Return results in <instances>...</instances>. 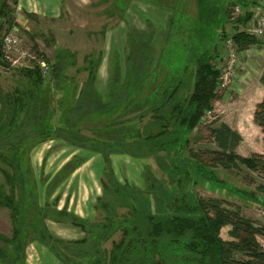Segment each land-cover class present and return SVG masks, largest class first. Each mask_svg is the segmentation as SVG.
Masks as SVG:
<instances>
[{"label": "trees", "instance_id": "1", "mask_svg": "<svg viewBox=\"0 0 264 264\" xmlns=\"http://www.w3.org/2000/svg\"><path fill=\"white\" fill-rule=\"evenodd\" d=\"M15 3L17 4V0ZM120 3L122 5V1ZM231 4H240L246 10L244 15L234 20L237 27L238 24L244 25L250 19L251 13L248 9L256 4V0H233ZM0 11L2 49L4 39L2 30L6 27L5 32H9L15 20L8 0H0ZM225 12L226 15L230 13L228 6ZM201 13L209 17L215 14L216 10ZM28 16L37 15L28 13ZM218 35L221 41L227 36L220 32ZM231 37L238 50H245L251 44L259 42L256 37L246 31H240L238 27ZM217 44L193 57L190 71L189 68L186 69L188 70L186 75L192 81L191 92L183 101L176 98L169 110L166 107L181 86L180 77L176 73L171 76L168 72L150 88L147 84V81L154 80L156 77L154 73L160 71L163 65L152 68V65L137 66L131 62V65H128L129 69L128 67L125 69L126 78L129 77L123 88L127 90V97L121 96L117 100L112 98L111 100L116 101L109 104V108L102 107L101 99L97 100L90 91L82 95V91L77 92L76 84L66 81L73 76L66 73L68 69L66 56L61 54L58 55L55 64L47 65L50 68V82L47 81L41 65L35 64L19 69L22 83L13 91H3L0 86V133L10 139V143L5 141L0 144V160L3 162L0 171L9 185L7 190L6 185L0 184V206L10 209L13 222L11 236L0 232V239L4 243L3 246L0 245L2 264L19 262L24 264L25 249L30 240L46 246L63 264H264V246L259 240V237L264 238V224L247 216L241 205L226 203L219 198L203 197L194 191L193 186L202 178L206 184L210 182L209 179L218 178L216 173L209 169L206 173V169L196 167L195 170L200 174V179H197L189 169L194 165L185 163L179 156L180 153L172 155V150L182 147V141L189 142V133L199 126L206 112L213 109L222 76V67L218 63L221 57L216 54ZM35 49H38L36 45ZM43 57L50 64V60ZM99 62L92 59L89 65L85 66L88 70L85 85L93 84L97 79ZM0 64L10 66L3 52L0 55ZM261 80L264 83V76ZM51 81L55 82V87L59 90L62 88L72 101L71 111L65 115L61 114L62 120L65 121L70 120L69 115L74 114L75 120L100 112L106 118L111 114H117L119 109L123 106L127 108L130 104H151L154 110L149 126L157 125L159 130L156 132L149 126L142 129L138 126L134 128L128 123L130 119L115 120L112 123L108 119L99 127L100 131L111 132V134L102 132L100 140L97 139L98 141L93 143L104 150L105 164L102 172L106 178L101 181L103 193L95 204L96 209L103 213L102 220L80 217L69 211L66 206L59 209L60 195H57L53 202L46 200L41 204V196L30 179L29 167L22 164V150L20 151L19 146L21 140L27 137L29 140L31 134L41 135L46 139L55 132L52 123L54 110ZM113 83L115 84V81ZM121 85L116 87L120 89ZM71 86L73 89H70ZM145 90L147 91L143 95ZM134 92H137L135 100L132 99ZM143 116L141 113L139 117ZM253 116L254 123L264 133V97L257 103ZM172 120L181 134H178L176 129L172 130ZM120 123L124 124L116 128V124ZM26 126H29L26 131L24 129L22 133H18V127ZM71 129L72 132H76L78 128ZM212 133L218 145V149L212 151L215 155L213 163L226 168L245 164L264 178V154L253 153L246 157L235 151L237 144L242 140L238 131L221 122L212 129ZM11 134L21 136L14 137ZM129 139H137V149L147 156L159 157L160 152H165L164 156L168 162L162 161L161 167L164 172L167 171V181L159 178L149 168L143 175V187L128 181L122 182L116 176L109 156L114 151L125 152L132 149L133 142L129 143ZM86 148L93 149V146L89 144ZM77 166L74 160L66 163L61 171H66V174L57 175L53 185L50 184L45 192L52 194L55 185ZM121 209L125 211L120 212ZM47 218L69 223L84 231L85 237L79 240L58 238L49 230ZM224 227L229 228V239L221 235ZM118 231H121V238L112 239ZM109 241H112L110 249L106 246Z\"/></svg>", "mask_w": 264, "mask_h": 264}, {"label": "rangeland", "instance_id": "2", "mask_svg": "<svg viewBox=\"0 0 264 264\" xmlns=\"http://www.w3.org/2000/svg\"><path fill=\"white\" fill-rule=\"evenodd\" d=\"M62 1L60 15L55 18H43L37 14L36 17L28 16V13L34 12L24 11L18 8L15 0H8L12 9L11 14L15 20L12 29H14L20 52L5 58L10 66L5 67L0 64V86L3 91L11 92L18 87L22 83L19 69L35 64L41 65L47 81L50 82V68L47 65L55 64L58 55L61 54L66 56V65H68L66 73L73 76V78H67L66 81L76 84L77 92L82 91V95L90 91L93 93V97H97V100L101 99L102 107L109 108V104H113L117 98L127 97V90L123 89L129 78H126L125 69L131 65V62L137 66L152 65V68H155L156 65H163L160 71L154 73L156 75L154 80L147 81V84L150 88L154 83L160 81L163 74L168 72L171 76L176 73L180 77L181 86L178 88L173 102L171 101L166 107L169 110L176 98L183 101L191 92L192 81L186 75L188 73L186 69L189 68L190 71L193 57L214 47L218 42L216 54L221 57L218 63L222 67L223 77L212 112L210 114L208 111L206 112L199 126L189 133V142L182 141V147L175 149L177 152L172 150V155L176 156L177 153H180L179 156L185 163L194 165L195 168L193 166L189 169L195 178L200 179L196 167L201 166L202 169H206V173L209 169L215 172L220 179L213 177L206 184L202 178L197 185L193 186L194 191L203 197L219 198L226 203L248 207L250 211L247 215L264 224V178L245 164L230 168L215 164L213 163L215 155L212 152L218 149L212 129L223 121L234 127H242L244 139L241 146L245 155H252L251 149H261L263 145L262 134L251 121V116L255 102L262 96L260 77L264 72V36H259L261 37L259 38L252 35L259 42L251 44L245 50H238L235 47L236 64L230 65L231 48L228 46L230 36L237 27L240 31H244L245 28V24L241 23L235 27L237 22L234 20L238 16L244 15L246 10L240 4H231L233 0ZM120 1H122V5ZM227 6L230 8L228 15L225 12ZM250 8L253 9L252 6ZM214 10L216 13L209 17L203 15L204 13L200 14L203 11L214 12ZM229 15L230 20H228ZM5 30L6 27L2 30L4 37L11 32L10 30L6 33ZM219 32L227 35L225 40L221 41ZM35 45L38 49H35ZM42 55L50 60V64ZM15 59H20V63L25 65L14 62ZM92 59L94 62L100 61L97 79L93 84L85 85L88 79V70L85 66L89 65ZM51 83L54 110L52 123L55 132L46 139L41 135L31 134L29 140H27L28 137L21 140L19 146L20 151L22 150V164L28 165L30 179L35 190L37 189L39 195H42L40 200L43 204L50 195L45 192L49 189L50 184L54 182L57 175L66 174V171L61 172L62 170H60L61 173L55 172L64 160H66L64 163L74 160L78 166L87 162L77 170V179L80 180L77 188L78 198L83 199V197L92 194L93 203L96 204L97 196L103 193L101 181L106 177L102 172L105 164L104 150L101 149V146L94 145V142L98 141L97 139L100 140L102 132L111 134L108 130L100 131L99 127L108 119L111 123L115 120L130 119L128 121L131 123L130 126L134 128L138 126L142 129L151 125L154 110L151 104H130L127 108L123 106L122 109H119L117 114L107 115L106 118L102 116V112L94 116L91 114L89 117L84 116V119L75 118V120L74 114H68L70 120L65 121L62 120L61 114L65 115L71 111L72 101L65 95L66 92L62 88L59 90L55 87L54 81ZM120 84L123 86L121 85L118 89L117 85ZM85 86L87 87L85 88ZM71 88L73 89L72 86ZM146 91H143V95ZM136 93L134 92L132 95L133 100L137 96ZM112 98L116 100H111ZM141 113L144 114L143 117H139ZM123 124L114 126L118 128ZM125 125L128 124L125 123ZM71 127L78 129L76 132H72ZM171 127L172 130L176 129L178 134H181L180 129L174 125V120L171 122ZM11 128L14 127L11 126ZM28 128L29 126L18 127V133H22V130L26 131ZM149 128L155 132L159 130L157 125L149 126ZM11 135L21 136V134ZM5 141L10 143V139L0 133V144ZM136 141L137 139H129V143L133 142L132 149L125 152L114 151L110 154L109 157H111L112 168L116 176L122 182L128 181L143 187V175L149 168L159 178L167 181V171L165 173L161 167L162 161L168 162L167 157L164 156L165 152H160L163 160L161 156H147L137 149ZM89 144L93 146L94 151L86 148ZM2 163L0 160V167L3 165ZM65 178L62 180L64 181ZM67 183V181L64 185L60 183L62 185L60 189L63 190ZM0 184L6 185L7 190L9 189L1 171ZM167 184L169 185V183ZM124 211L125 209L120 210V212ZM102 219L103 213L96 209L94 220ZM228 229V227H224L221 231V235L225 239H229ZM12 231L11 211L8 207L0 206V232L11 236ZM53 235L55 236L54 233ZM120 238L121 231H118L112 239L119 240ZM259 240L264 246V238L259 237ZM0 245H4L1 239ZM106 246L110 249L112 241H109ZM4 248L6 249V247ZM40 262L37 244L34 243V240H30L25 249L24 264H40ZM0 264H2L1 261ZM18 264H23V262Z\"/></svg>", "mask_w": 264, "mask_h": 264}, {"label": "crops", "instance_id": "3", "mask_svg": "<svg viewBox=\"0 0 264 264\" xmlns=\"http://www.w3.org/2000/svg\"><path fill=\"white\" fill-rule=\"evenodd\" d=\"M17 5H18V8L23 9L24 11L34 12L35 14H37L40 17L55 18L61 14L60 11H61V8L63 5V1L62 0H17ZM262 76H264V72H263ZM262 76L260 77L262 96H261V98H259L255 102V107H256L257 103H259L264 97V83H262V80H261ZM255 107H254V110H253V113L251 116L252 117L251 121L253 122V124H255L254 123V116H253L254 111H255ZM223 122H225L232 130L238 131L242 137V140L237 144L235 151L238 154H241L243 156H248V155H245L244 152L242 151L241 144H242L243 139H244L242 127H234L232 124H230L226 121H223ZM256 126L258 127L259 131L262 134V141H263L264 133L262 132V129L258 125H256ZM250 149H251V147H250ZM251 151H252V154L253 153L264 154V142H263L261 149L255 150V148H253V149H251ZM65 161L66 160H64L63 163L60 164L59 167H57L55 172H58V171L60 172V170H62L64 165L68 162L67 161L66 163H64ZM85 163H87V162H85ZM84 164H80L72 173L67 174L66 175L67 177L64 179V181L61 180L59 182V184L57 185V187L53 190V193L48 196V200L50 202H53L56 199L57 195H60V199L58 201V208L59 209H62L63 207L66 206L69 211L74 212L75 214L79 215L80 217L94 220L95 214H96V208H95V203H93L94 197L92 196V194H89L88 197H86V196L83 197V199L78 198L79 194H78L77 188H78V184H79L80 180H79V178L77 179V170L79 168H81ZM66 181L68 183L65 186V188L63 190L60 189L61 188L60 186H62L61 184L63 183V185H64V183ZM57 188H58V190L56 191ZM97 194H100V193L97 192ZM45 195H46V193H45ZM99 196H101V194L98 195L97 197H99ZM243 210H244V213L246 215L249 214L250 210L248 207H243ZM247 216H249V215H247ZM46 224H47L49 230L51 231V233L52 234L54 233L55 236L58 238H61L64 240H79V239H82L83 237H85L84 231H82L81 229L74 227L72 225L57 222V221L50 219V218L46 219ZM34 243L37 244V249L40 252V260H41L40 264H63V263L59 262V260H57L45 246L40 245L36 241H34Z\"/></svg>", "mask_w": 264, "mask_h": 264}, {"label": "built area", "instance_id": "4", "mask_svg": "<svg viewBox=\"0 0 264 264\" xmlns=\"http://www.w3.org/2000/svg\"><path fill=\"white\" fill-rule=\"evenodd\" d=\"M253 9L249 8V12L251 13L250 19L247 20L245 23V28L244 31L251 35H255L257 37L259 36H264V0H256V4L252 6ZM238 9V6L236 7ZM14 29L11 30V32L7 35H5L3 39V48L2 52L4 54L5 58H9L10 55H14L19 51L18 49V44H17V39L14 35ZM231 37V36H230ZM261 38V37H259ZM263 38V37H262ZM228 46L231 48V54H230V60L231 63L230 65L234 66L236 64V53H235V43L231 37V39L228 41ZM10 53V54H9ZM23 55H26L23 53ZM14 62H19L20 59H15ZM21 65H25L24 63H20ZM42 65H45V63H42ZM233 68V67H232ZM222 77L223 73L221 76V84L222 85ZM226 84V83H223ZM212 110H209L208 113L210 114ZM264 215V211H263Z\"/></svg>", "mask_w": 264, "mask_h": 264}, {"label": "water", "instance_id": "5", "mask_svg": "<svg viewBox=\"0 0 264 264\" xmlns=\"http://www.w3.org/2000/svg\"><path fill=\"white\" fill-rule=\"evenodd\" d=\"M1 53H2V49H1V45H0V55H1Z\"/></svg>", "mask_w": 264, "mask_h": 264}, {"label": "flooded vegetation", "instance_id": "6", "mask_svg": "<svg viewBox=\"0 0 264 264\" xmlns=\"http://www.w3.org/2000/svg\"><path fill=\"white\" fill-rule=\"evenodd\" d=\"M0 13H1V11H0Z\"/></svg>", "mask_w": 264, "mask_h": 264}]
</instances>
